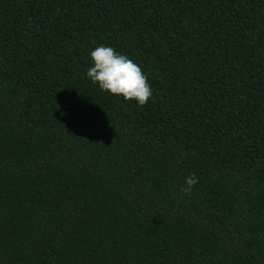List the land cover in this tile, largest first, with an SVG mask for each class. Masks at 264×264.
I'll list each match as a JSON object with an SVG mask.
<instances>
[{
	"label": "trees",
	"instance_id": "obj_1",
	"mask_svg": "<svg viewBox=\"0 0 264 264\" xmlns=\"http://www.w3.org/2000/svg\"><path fill=\"white\" fill-rule=\"evenodd\" d=\"M0 264H264V0H0Z\"/></svg>",
	"mask_w": 264,
	"mask_h": 264
},
{
	"label": "clouds",
	"instance_id": "obj_2",
	"mask_svg": "<svg viewBox=\"0 0 264 264\" xmlns=\"http://www.w3.org/2000/svg\"><path fill=\"white\" fill-rule=\"evenodd\" d=\"M93 65L87 75L100 90L125 100H135L143 107L153 95L147 76L141 67L126 55L116 52L110 46L101 45L90 53ZM198 183V177L193 173L185 178L181 191L191 194Z\"/></svg>",
	"mask_w": 264,
	"mask_h": 264
}]
</instances>
